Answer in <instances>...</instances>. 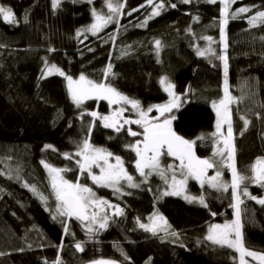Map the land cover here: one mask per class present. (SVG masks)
I'll return each mask as SVG.
<instances>
[{
    "label": "trees",
    "instance_id": "trees-1",
    "mask_svg": "<svg viewBox=\"0 0 264 264\" xmlns=\"http://www.w3.org/2000/svg\"><path fill=\"white\" fill-rule=\"evenodd\" d=\"M159 2L154 0V4ZM163 2L165 9L144 27L137 25L150 16L154 5H148L146 0H126L118 23L109 24L95 36L84 32L77 37V29L94 23L93 8L107 14L104 0H93L92 4L87 0L76 3L63 0L55 12L51 0H0V5L13 9L19 21L18 25H9L0 18V189L3 190L0 191V253H3L0 264H44L45 260L53 264L58 257L62 264H91L99 259L117 264H146L149 258L150 264H239V253L234 249L205 239L211 224L233 219L231 190L219 192L190 179L188 194L203 195L208 208L178 196L157 200L156 196L166 186L154 174L148 184L125 189L124 193L130 195L114 193L112 189L94 185L86 174L80 175L75 161L61 155L77 150V145L87 136V125L92 118L85 115L83 120L79 119L82 109H77L71 101L63 77L52 75L40 79L43 57L74 78L83 72L97 81L103 79V70L111 63L116 75L109 77V82L121 93L140 101L145 109L167 102L168 95L159 83L161 77L167 76L176 85L177 94L191 89L187 102L176 112L178 119L173 122L178 134L194 139L215 130L212 102H219L224 95L223 61L217 59L225 54L217 41L222 5L219 1L209 4L206 0H192L190 4L180 0ZM173 3L176 8L170 7ZM238 5L251 11L229 19L226 29L228 90L237 97L230 107L236 166L240 174L251 177V165L257 158H264V39H261L264 24L257 22L255 27L250 26L248 17L264 11V0H243ZM132 9L139 10L128 15ZM25 13L28 23L23 21ZM197 16L199 21L193 19ZM208 36L213 38L211 46L215 54L197 55L198 49L203 51L208 45L202 37ZM155 40H160L162 45L158 54ZM49 48L56 51L49 53ZM84 108L102 114L111 111L106 101L89 100ZM240 117L250 121L246 130ZM132 139L104 128L97 121L90 142L121 156L138 182L140 178L133 164L135 154L124 147ZM45 144L53 145L57 151L42 150ZM196 150L202 159L212 157L213 139L198 140ZM41 160L54 167L72 169L63 173L65 179L75 182L79 178L81 184L92 187L99 197L123 208L124 216L111 217L106 229L92 234L85 233L84 224L73 218L68 221L69 234H65L62 218L55 221L51 218L56 202ZM162 162L179 163L171 157H164ZM216 170L209 169L208 176ZM177 177L180 178L179 171ZM224 178H231L227 168ZM25 182L35 185L38 192L48 197L50 210H45L39 197L24 187ZM242 185L252 195L264 197L260 185L249 180ZM157 210L171 227L168 232L153 236L139 228L137 218L149 223L148 218ZM240 215L244 246L264 253V206L245 199ZM172 231L178 235H170ZM77 242L82 244L83 252L75 248ZM61 244L62 248L58 247ZM249 264L257 263L249 261Z\"/></svg>",
    "mask_w": 264,
    "mask_h": 264
},
{
    "label": "snow or ice",
    "instance_id": "snow-or-ice-1",
    "mask_svg": "<svg viewBox=\"0 0 264 264\" xmlns=\"http://www.w3.org/2000/svg\"><path fill=\"white\" fill-rule=\"evenodd\" d=\"M62 2L63 0H51L53 12L61 7ZM70 2L76 3L77 0H70ZM180 2L190 4L192 0H180ZM206 2L216 4L218 0H206ZM87 3L92 4L93 0H87ZM146 3L154 6L150 16L140 25H137L138 27L146 26L149 19L159 16L161 10L165 9L163 0L155 4L154 0H146ZM219 3L222 5L219 20L220 40L223 44L225 54L217 56V59L223 61L224 95L219 102H212V108L215 111L217 119L215 122V130L207 135L202 133L194 139H186L175 130L173 122L178 119L176 112L187 102L186 98L191 89L189 88L183 94H177L175 91L176 85L167 76H163L159 80L163 91L168 95L167 102L150 105L146 109L142 107L140 101L121 93L109 82V77L114 78L116 75L113 72V65L111 63L103 70V79L97 81L90 79L83 72L80 73L78 78H74L56 64H49L48 58L43 57L44 67L41 69L40 79H47L52 75L63 77L66 81L67 93L71 101L77 109H82L79 114V119L83 120L85 115L92 118L87 125V136L77 145V150L74 153L61 154L65 159L75 161L80 175L86 174L96 186L110 188L114 193L130 195L131 193L123 192L124 185L133 189L140 188L142 184H148L149 178L155 174L164 181L166 186L160 192L159 196H156L157 200L168 196H182L188 203L197 202L204 208H208V204L203 195L194 197L186 194L189 178L199 181L202 187L207 184L218 191L228 192L230 188L232 198L235 201L230 205L236 209L235 219L224 224H211L205 239L221 247L226 246L234 249L239 253V264H249L246 257L257 261L258 264H264V253L249 250L244 246L243 225L241 223L239 208L240 204L243 203L241 200V192L243 196L264 206V197L252 195L248 191L247 186L241 190V184L245 180H249L264 188V158H257L255 163L251 165V177L240 174L237 169L235 160V136L229 107L233 102V97L229 94L228 90L229 63L226 54L228 48L226 29L229 19H236L240 14L250 12L251 9L249 7H241L230 13V6L237 3V0H219ZM104 4L108 10L107 14L97 12L93 8L91 14L95 22L85 28L77 29V37L83 35L84 32H91L95 36L109 24L118 23V18L123 14L122 9L126 6V0L124 3H121L120 0H116L115 3L113 0H104ZM140 7H144V5ZM170 7L176 8L177 5L173 3L170 4ZM138 10L132 9L127 14L131 15L132 12ZM0 18H2L5 24L18 25L19 23L13 9L5 5H0ZM193 19L199 21L198 16L193 17ZM23 21L24 23H28L27 13H25ZM257 22L264 24V11H259L255 15L248 17V24L250 26L255 27ZM202 39L211 42L213 38L208 36L202 37ZM261 39H264V37H261ZM155 46L158 54L162 46L161 41L155 40ZM48 51L51 53L56 51V49L49 48ZM89 51H93V49H89ZM208 51L212 52L213 50L209 48ZM204 54V51L197 50V55L203 56ZM213 54L215 53L213 52ZM89 100L106 101L111 111L109 114L88 111L84 108V105ZM113 105H117L118 107L113 108ZM128 105L135 111L137 118L131 119L125 117L124 113L129 111L125 106ZM153 112L157 113V115H152ZM257 115L259 116V114ZM240 119L243 121L244 130H246L250 121L244 117H240ZM97 121H101L102 126L106 129H112L117 134L123 133L133 138L124 147L135 154L133 164L140 178L138 182L136 177L130 174L125 167V161L121 156L116 155L106 148L94 146L90 142L91 133ZM133 125L136 126L135 129L132 127ZM225 125H227L226 131L224 129ZM240 135H243V131H241ZM208 138L213 139V154L210 158L202 159L196 154L197 141H204ZM48 149L54 152L57 151L51 144H45L42 150ZM164 157L174 158L179 163L175 165L168 163L165 165L162 162ZM214 157H220V160L217 161ZM40 163L48 172L52 194L56 202L55 210L51 218L54 221L62 218L60 222L63 225L65 234H69L68 221L73 218L84 224L88 234H92L94 231L106 229L111 217L124 216L123 208L106 199L97 197L93 188L81 184L79 178L75 182L65 179L63 173L72 171V169L54 167L44 160H41ZM223 166L231 170L230 184L222 180V172L219 170V167ZM95 169H98V172L94 171ZM209 169L217 170L213 176H208ZM177 171H179L180 178L177 177ZM169 174L171 175L169 176ZM24 187L29 188L31 192L39 197L45 205V210H50L47 206L48 197L38 192L35 185H29L25 182ZM148 190L151 191L152 189L149 188ZM0 191L3 190L0 189ZM109 209L112 210L111 217L108 213ZM102 213L103 215H101ZM211 214L213 216L216 215V213ZM148 219L149 223H142L137 218V223L139 228L151 233L153 236H156L159 231L168 232V229L171 227L166 218L159 214L158 210ZM94 225H98V228L94 229ZM170 235L177 236L178 233L172 231ZM180 246L183 247V245ZM58 247L62 248V244ZM75 248L77 251H84L82 244L79 242L75 244ZM23 250L20 249V251ZM120 251L124 255L125 260H128L129 258L123 250L120 249ZM0 255H3V253H0ZM150 260L151 258L146 261V264H150ZM44 264H48V261L45 260ZM53 264H62V261L58 257ZM91 264H117V262L99 259L92 261Z\"/></svg>",
    "mask_w": 264,
    "mask_h": 264
},
{
    "label": "rangeland",
    "instance_id": "rangeland-1",
    "mask_svg": "<svg viewBox=\"0 0 264 264\" xmlns=\"http://www.w3.org/2000/svg\"><path fill=\"white\" fill-rule=\"evenodd\" d=\"M219 1V0H218ZM240 1H243V0H237V3H235V4H233V5H231L230 6V9H229V11H230V13L231 12H233V11H235L237 8H241V6L240 5H238V2H240ZM244 14V13H243ZM240 15H242V14H240ZM239 15V16H240ZM95 22V21H94ZM217 41H219L220 42V44H222V42H221V40H217ZM207 42H208V45L206 46V48L203 50L204 51V55L203 56H209V55H211V54H213V52H214V48L211 46V42H209L208 40H207ZM222 46H223V44H222ZM212 49L213 51L212 52H210V51H208V49ZM200 51H202V50H200ZM176 91V90H175ZM229 94H230V92H229ZM231 95V94H230ZM234 101H236L235 99H233V102ZM232 102V103H233ZM113 108H115V107H118L117 105H113L112 106ZM125 107H127L128 109H129V111H126L125 113H124V115H125V117H127V118H131V119H135V118H137V116H136V113H135V111L134 110H132L131 109V106L130 105H128V106H125ZM229 107H231V105L229 106ZM230 112H231V108H230ZM152 115H157V113H155V112H153L152 113ZM217 119V118H216ZM226 128H227V125H225L224 126V129H225V131H226ZM214 159L215 160H217V161H219L220 160V157H214ZM224 168V169H223ZM225 168H227L226 166H223V167H219V170L222 172V180L223 181H225V182H228L229 184L231 183V178L230 179H227V178H224V176H225ZM227 170L230 172V174H231V170L230 169H228L227 168ZM43 171L44 172H46V174H47V176H48V179H49V182H50V177H49V175H48V172H47V170L43 167ZM94 171H97L98 172V169H95ZM215 174V173H214ZM213 174V175H214ZM212 175V176H213ZM190 179L191 178H189V180H188V183H187V187H188V184H189V181H190ZM91 180V179H90ZM123 183V182H122ZM243 184V183H242ZM241 184V190L243 189V185ZM205 185H207V184H205ZM207 186H209V185H207ZM50 187H51V184H50ZM99 187V186H98ZM210 187V186H209ZM127 188H129V187H127L126 185H124L123 186V192H125V189H127ZM211 188V187H210ZM110 189V188H109ZM211 189H213V188H211ZM247 189H248V187H247ZM214 190H217V189H214ZM231 189L229 188V191H230ZM218 191V190H217ZM229 191L228 192H225V193H229ZM249 191V190H248ZM219 192H223V191H219ZM250 192V191H249ZM186 194H188V192H186ZM97 195V194H96ZM189 195V194H188ZM97 197H99L98 195H97ZM175 197H177V196H175ZM178 197H180V198H182L183 199V197L182 196H178ZM99 198H101V197H99ZM245 199H249L248 197H246V196H243L242 195V192H241V200L243 201V203H244V200ZM235 202V201H234ZM242 204V203H241ZM241 204H240V206H239V208H240V211H241ZM111 212H112V210L111 209H109L108 210V213H109V216L111 217ZM233 219L232 220H234L235 219V213H236V209L235 208H233ZM101 215H103V213L101 214ZM240 218H241V215H240ZM232 220H230V221H232ZM230 221H226V222H230ZM241 223H242V225H243V222H242V219H241ZM94 227V229L95 228H98V225H94L93 226ZM83 230H84V232L85 233H87L86 232V228L84 227L83 228ZM159 232H163V231H159ZM158 232V233H159ZM242 232H243V234H244V227L242 228ZM88 234V233H87ZM246 260H248V261H253V262H255V263H257L258 264V262L257 261H254V260H252L250 257H246Z\"/></svg>",
    "mask_w": 264,
    "mask_h": 264
},
{
    "label": "bare ground",
    "instance_id": "bare-ground-1",
    "mask_svg": "<svg viewBox=\"0 0 264 264\" xmlns=\"http://www.w3.org/2000/svg\"><path fill=\"white\" fill-rule=\"evenodd\" d=\"M230 94H231V92H230ZM231 96L233 97V99L237 100V97H234L232 94H231ZM41 168H43V165L42 164H41Z\"/></svg>",
    "mask_w": 264,
    "mask_h": 264
},
{
    "label": "water",
    "instance_id": "water-1",
    "mask_svg": "<svg viewBox=\"0 0 264 264\" xmlns=\"http://www.w3.org/2000/svg\"><path fill=\"white\" fill-rule=\"evenodd\" d=\"M196 154H197V156H199L198 153H197V150H196ZM199 157H200V156H199Z\"/></svg>",
    "mask_w": 264,
    "mask_h": 264
}]
</instances>
